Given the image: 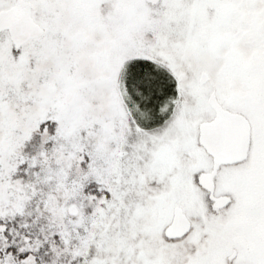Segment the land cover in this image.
<instances>
[{
    "label": "snow or ice",
    "instance_id": "6c2138e0",
    "mask_svg": "<svg viewBox=\"0 0 264 264\" xmlns=\"http://www.w3.org/2000/svg\"><path fill=\"white\" fill-rule=\"evenodd\" d=\"M0 264H264V0H0Z\"/></svg>",
    "mask_w": 264,
    "mask_h": 264
}]
</instances>
